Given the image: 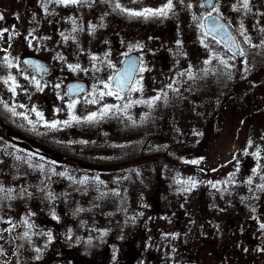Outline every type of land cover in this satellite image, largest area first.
<instances>
[{
	"label": "rangeland",
	"instance_id": "obj_1",
	"mask_svg": "<svg viewBox=\"0 0 264 264\" xmlns=\"http://www.w3.org/2000/svg\"><path fill=\"white\" fill-rule=\"evenodd\" d=\"M201 4L204 0L176 1L166 21L151 23L150 31L160 33L153 37V47L147 52L153 64L139 70L132 87H142V91L120 94L122 99L100 95L109 90L104 85L109 84L113 68L101 70L89 66L88 58L92 59L89 53L71 49L67 43L58 46L54 40H44L40 51L60 74L87 76L89 87L77 97L67 95L63 83L67 78L38 81L25 74L19 64L18 38L13 39L7 51H0V77L8 80L13 129L19 131L26 123L29 130L41 133L42 142H53L63 153L72 145L80 150L74 155L86 162L95 158L130 161L139 170L138 176L132 177L123 170L97 173L75 165L72 206L77 219L72 242L47 245L42 256L62 248L80 256L101 254L108 248L112 258L121 257L123 263L119 264H197L201 243L197 238V199L209 191L205 187L207 182L217 183L218 195L232 201L234 214L246 215V198L259 200L260 189L252 182L250 189L248 183L245 188L249 197L245 194V201L240 203L239 186L243 183L242 175L254 173L256 163L264 160V32L261 31L264 0H249L250 10L243 8L242 0L215 2L216 9L232 22L243 55H234L219 41L205 35L200 24L213 9ZM30 27L33 28V22H24L19 28ZM245 36L250 42H245ZM220 59L226 60L227 66ZM98 60L99 57L95 59ZM164 63L170 64L167 71L162 67ZM69 65L79 68L73 71ZM9 77H14L15 82ZM13 87L15 92L11 90ZM157 95L161 98L151 106L135 103L152 100ZM92 100L97 103L87 102ZM74 101V107L69 108ZM125 104L132 106L125 109ZM105 105L119 108L113 107L103 118L98 116L92 122L85 120L93 112L102 113ZM73 116L80 117V121L73 120ZM55 121L70 123L49 127ZM82 147H87L89 154L82 153ZM257 152L259 156L255 155ZM18 157L19 153L14 156ZM42 157V175L55 174L50 162ZM146 159L153 163L148 164L152 171L145 169ZM194 160L199 163H191ZM20 167L16 161L0 165V174ZM85 177L87 182L80 183ZM207 196L212 204L217 197ZM261 205L264 197L260 198L257 215L253 217L257 222H264ZM84 211L87 215L82 217ZM254 231L249 229V240L259 238V232ZM233 249L239 250L236 245ZM19 252L35 253L28 246H20ZM238 257L241 263L247 259L249 264H264V247L257 242L249 244L247 253L241 245Z\"/></svg>",
	"mask_w": 264,
	"mask_h": 264
},
{
	"label": "flooded vegetation",
	"instance_id": "obj_2",
	"mask_svg": "<svg viewBox=\"0 0 264 264\" xmlns=\"http://www.w3.org/2000/svg\"><path fill=\"white\" fill-rule=\"evenodd\" d=\"M176 1L180 3L179 0H173V3ZM215 2L216 0L214 5ZM117 3L122 8L142 11L145 8H160L167 3V0H136L135 3L133 0H87L86 3L69 6L57 4L55 0H0V17H3L0 19V33H3L0 36V51H7L13 39L18 38L21 43L19 64L22 71L27 75H32L38 81L54 82L58 78H67L63 82L65 87L69 81L79 79L85 81L88 88L89 80L81 73L60 74L53 62L40 51L44 40H54L58 46H64L63 44L67 43V47L85 51L91 58L99 57L97 62L88 58L87 63L101 70L113 68L108 77V83L111 74L121 66L123 59L129 54H135L139 58V69L144 65L151 66L152 61L147 52L153 47V37L160 33L150 31V25L154 21H166L167 16L131 17L120 8H116ZM212 12H216L228 22L240 42L239 50H241V41L228 16L220 11L212 10ZM24 22H33V28L20 29L19 27L22 28ZM73 28L76 31H73ZM58 38L62 41L59 42ZM30 39L31 42L34 39L33 44H30ZM239 50L232 53H238ZM28 55L47 61L51 67L50 73L40 77L33 71L24 69L21 59ZM167 66L170 67V64L164 63L162 67ZM138 73L139 70L134 83ZM94 79L99 80L98 77ZM11 109L9 87L0 77V165H9L16 161L21 166L11 172L8 170V173L0 174V187L5 189V192L0 193V264L123 263L120 256L112 258L113 254L108 248L104 249L101 254H85L84 256L67 253L64 248L42 256V251L45 250L42 249L47 245H63L72 242L73 225L77 219L72 206V181L75 176L73 167L75 165L97 173L111 169L123 170L130 176L136 177L139 170L135 163L130 161L120 163L110 158H95L96 161L94 159V161L86 162L74 155L80 150L74 149L77 147H72V145H68L64 149L66 152L63 153L62 148L59 150L53 142H42L39 139L42 136H40L41 133L29 130L30 126H26V123L19 128V131L13 129L10 125ZM47 136L49 137V134ZM35 145L40 146L42 150H36ZM82 150V153L89 154L87 147H82ZM67 151H70V154ZM18 153L19 157L14 158ZM42 156L45 157L43 160L50 162V168L56 171L55 174L42 175ZM146 162L145 169L152 171L148 164L153 166V163H148L149 159H146ZM263 162L264 160L260 159L255 165L258 167L254 173L247 172L241 177L243 183L240 182L242 186H239L242 197L239 198L240 203L243 204L245 201V194L249 197L245 189L248 187L246 185L249 179L254 182L255 187L260 189L257 191L259 200L251 201L246 198V215L233 213L234 204L229 198L226 200L222 194L218 195L217 183L207 182L208 185H205L209 191L202 193L203 195L197 199V238L201 242L197 249V264H249L247 259H243L245 262L242 261V263L239 261L241 245L245 246L247 253H249V244L254 245L257 242L258 246L264 247V228L261 227L264 222H257L253 219L257 215L256 208L260 203V198L264 197V190L259 187L264 184ZM154 165L163 166L160 163ZM57 171L64 172V175L61 173L58 175ZM64 182H66L65 186ZM250 188L251 184L248 189ZM8 189H13L11 198H8ZM253 192L255 191L252 190ZM210 194L217 196L213 204L210 201L211 198L207 196ZM259 208L264 216V205ZM86 213L84 211L81 216L85 217ZM25 220L27 223L24 222ZM250 228L255 230V234L259 232L258 239L254 240L253 237L249 240ZM25 232L28 233L27 237L24 236ZM233 245H236V249L239 248V250L235 251ZM20 246H28L35 253H20Z\"/></svg>",
	"mask_w": 264,
	"mask_h": 264
},
{
	"label": "snow or ice",
	"instance_id": "obj_3",
	"mask_svg": "<svg viewBox=\"0 0 264 264\" xmlns=\"http://www.w3.org/2000/svg\"><path fill=\"white\" fill-rule=\"evenodd\" d=\"M87 0H55V3L57 4H61L64 6H69V5H79L81 3H86ZM133 2L135 3L136 0H133ZM180 3H183V0H179ZM207 6L211 9H213L214 11H218V9H216V6L214 4L211 3V0H206ZM204 4H201V7H204ZM242 6L244 9L250 10L249 9V0H242ZM116 8H120L121 11L127 13L129 16L131 17H144V18H148V17H158V16H163L166 17L167 14L173 10V0H167V3L164 4L162 7L160 8H156V9H152V8H145L142 11H133L130 9H126V8H122L120 4H116L115 5ZM189 7H191V5H189ZM3 17H0V19H2ZM194 19H197L196 17H193ZM205 23H201L200 24V28L202 30H205V35H213V38L215 39V35L214 34H218L220 32V30L223 28V25L219 24L218 22V18L216 16H213L211 12L208 13L207 16H205L204 18ZM73 24H75V21H72ZM241 28L243 29V25H241ZM73 31H76L75 28H73ZM262 32H264V29H261ZM3 33H0V36H2ZM63 35V34H62ZM241 35H244V32L241 31ZM65 39H67V37H65ZM221 39H223V37H221ZM245 42H250L249 37L245 36ZM233 44H235V41H233ZM205 47H207V45H205ZM238 47V46H237ZM231 50V49H230ZM237 53H234V55ZM238 54L243 55V51L239 50ZM93 60L97 59V57L93 56L92 57ZM25 63L32 65L33 62L31 61H26ZM132 64L135 63V61L131 62ZM205 63H210V61H205ZM220 63L224 64L225 66H227V61L220 59ZM34 67H38V65H33ZM69 68L72 69L73 71H75L77 68H79V65H69ZM141 71H143L144 69H139ZM183 75V73H182ZM189 78H192L191 75L189 76ZM9 80H12L13 83L15 82V78L14 77H9ZM112 80L115 81V88L113 89L109 84H105V88H108L109 90L105 93V92H101L100 95L101 97H103L104 95H109V96H115L117 99H122V97L120 96V92H123L125 90V88H128L129 84H132L133 81L131 79V72L128 68L125 69V72L123 73V79H121V76H116V77H112L110 78ZM5 83H8V80H5ZM37 87L39 88V84L37 83ZM57 87H59V85H57ZM168 87H171V85H169ZM73 88H79L78 85H74V86H69V91L71 92ZM13 92H15V88L13 87L11 89ZM82 90V89H81ZM142 91V87L141 88H128V91ZM165 97H166V93H164ZM161 97L160 95H157L156 97H154L152 100L149 101H140L137 100L135 101V103L139 104V103H145L148 105H152L153 101L155 100H159ZM90 103H97L96 100H92V101H87ZM76 101H74L73 103L69 104L68 107L69 108H73L75 105ZM131 104H125L124 107L129 108L131 107ZM21 107H23V105H21ZM113 107H117L119 108V106H113V105H105L103 112L102 113H96L93 112L90 115H88L87 117H85V120L88 122H92L94 120L97 119V117L99 116L100 118H103V115L106 114L108 111H110ZM33 111H35V109H33ZM38 116H40L42 118V114L41 113H37ZM73 120L79 122L80 121V117L77 116H73L72 117ZM31 123V121H29ZM59 123H64V124H68L70 123L69 121H55L53 122L51 125H49V127H56ZM256 156H259V152L255 153ZM191 163L193 164H197L199 163V161H191ZM61 175H64L63 173H61ZM98 182L102 183V181H99V178H95ZM87 182V177H85L84 180L80 181V183H86ZM211 183V182H209ZM247 183L251 184L252 181L251 179H249L247 181ZM193 186H195V181H192ZM213 187H216V185H213ZM259 187L264 190V184L259 185ZM13 189H8L7 190V195L8 198H11V193H12ZM5 192V189H3L2 187H0V193ZM25 223H27V221H24ZM10 223V221H9ZM29 227H31V225H29ZM262 228H264V225H261ZM28 233L25 232L24 236L27 237ZM39 251V250H37Z\"/></svg>",
	"mask_w": 264,
	"mask_h": 264
},
{
	"label": "water",
	"instance_id": "obj_4",
	"mask_svg": "<svg viewBox=\"0 0 264 264\" xmlns=\"http://www.w3.org/2000/svg\"><path fill=\"white\" fill-rule=\"evenodd\" d=\"M204 3H205V5H207L206 0H204ZM211 3L213 4L214 0H211ZM212 15L216 16L218 18L219 24L223 25V28L220 30V32L218 34H214L215 38L218 39L225 46H227L229 49H231L233 52H237L240 48V45H239V41L237 39V36L233 32L232 28L216 12H213ZM203 23H205L204 19H203ZM211 36H213V35H211ZM221 37H223V39H221ZM233 41H235V44H233ZM26 61H31L33 63H32V65H30V64L25 63ZM132 61H135V63L132 64L131 63ZM21 64L24 67V69H26L27 71H33L36 75H38L40 77H44L46 74H49L51 71V67L48 64V62L43 60L42 58L36 57V56L28 55V56L22 57ZM33 65H38V67H34ZM126 68H128L130 70L131 79L134 82L135 75L139 69V58L135 54L127 55L123 59L121 66L113 72V74L111 75L110 78L116 77V76H121V79H123V73L125 72ZM166 71H167V69H166ZM109 81H110V86L114 89L115 88V81L112 79H110ZM74 85H78L79 88H73L72 91L70 92L69 86H74ZM132 85H133V83L129 84L128 88H131ZM128 88H125V90L123 92H120V93L128 92ZM86 89H87L86 82L79 80V79L71 80L66 84V91L71 96H75L78 93L85 91ZM18 140L21 141L20 139H18ZM34 147L36 150H39V151L42 150L40 148V146L35 145Z\"/></svg>",
	"mask_w": 264,
	"mask_h": 264
}]
</instances>
